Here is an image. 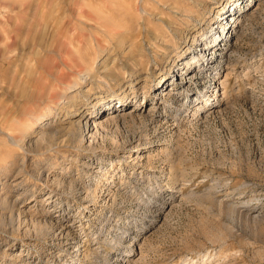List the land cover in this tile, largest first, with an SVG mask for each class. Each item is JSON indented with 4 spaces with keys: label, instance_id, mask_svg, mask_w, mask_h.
Masks as SVG:
<instances>
[{
    "label": "rangeland",
    "instance_id": "374dc122",
    "mask_svg": "<svg viewBox=\"0 0 264 264\" xmlns=\"http://www.w3.org/2000/svg\"><path fill=\"white\" fill-rule=\"evenodd\" d=\"M0 264H264V0H0Z\"/></svg>",
    "mask_w": 264,
    "mask_h": 264
},
{
    "label": "bare ground",
    "instance_id": "6f19581e",
    "mask_svg": "<svg viewBox=\"0 0 264 264\" xmlns=\"http://www.w3.org/2000/svg\"><path fill=\"white\" fill-rule=\"evenodd\" d=\"M228 24V23H227ZM215 41H214V43L216 44V43H219V44H221L224 40L222 39L223 38V36L221 37L220 35L218 36V35H216L215 37ZM212 44H213V42L210 44L209 43V45L210 46H212ZM214 45V44H213ZM222 55H224L225 56V52H222V54H221V56ZM195 56V55H194ZM196 57H194V60H193V62L192 63H190L189 61H186V63H188V64H194V63H196V61H198L197 59H195ZM198 65L196 66V67H194V69H192V71L190 72H188V73H184V74H182L181 75V77L183 76V77H185V76H188V78L190 77V80L191 81H193V82H196V79H194L195 78V76H197L199 73H207V72H214L215 71V69H214V66L215 65H211V66H209V67H207V63H206V61L204 62V60H203V62H202V60L201 61H198V63H197ZM193 68V67H192ZM199 69V70H198ZM202 70V71H201ZM201 75V74H200ZM178 83L177 82H175L174 83V86L175 85H177ZM158 85V84H157ZM187 85V84H186ZM186 85L185 86H182V87H178V88H176V89H174V95L175 96H177V95H179V90H182L183 88H185L186 87ZM158 87L159 88H164V85H162V86H160V85H158ZM172 94V93H171ZM171 94H169L170 95V97H171ZM178 97V96H177ZM204 100H206V99H204ZM206 101H209V100H206ZM122 103H123V100H122ZM124 104V103H123ZM206 105H208V103H205ZM205 104H204V107H205ZM125 105V104H124ZM217 107L219 106V105H216ZM214 107V106H213ZM200 112V109H199V111H197L195 114H198ZM85 127H86V130H87V128H88V125L86 124L85 125Z\"/></svg>",
    "mask_w": 264,
    "mask_h": 264
}]
</instances>
